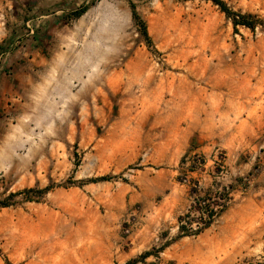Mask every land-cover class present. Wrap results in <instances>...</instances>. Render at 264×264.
<instances>
[{"label":"rangeland","instance_id":"374dc122","mask_svg":"<svg viewBox=\"0 0 264 264\" xmlns=\"http://www.w3.org/2000/svg\"><path fill=\"white\" fill-rule=\"evenodd\" d=\"M224 1L260 22L210 0H0V264H264V132L232 104L264 94V0Z\"/></svg>","mask_w":264,"mask_h":264},{"label":"built area","instance_id":"2783aa9c","mask_svg":"<svg viewBox=\"0 0 264 264\" xmlns=\"http://www.w3.org/2000/svg\"><path fill=\"white\" fill-rule=\"evenodd\" d=\"M185 165L187 172L195 173L201 168H205L206 161L202 154L198 152H192L185 158ZM227 203V196L224 192H218L216 196L202 197L194 202L192 209L188 210L184 219L180 220L177 226V230L180 233L184 231L196 234L203 228L211 223V221L217 217L225 208ZM195 215V220L190 224V217ZM181 228V230H180Z\"/></svg>","mask_w":264,"mask_h":264},{"label":"trees","instance_id":"16d2710c","mask_svg":"<svg viewBox=\"0 0 264 264\" xmlns=\"http://www.w3.org/2000/svg\"><path fill=\"white\" fill-rule=\"evenodd\" d=\"M214 4L218 5L220 10L226 15V17L231 21L233 27L236 29L238 25L247 27L251 30H253L256 26V23L260 22V19L256 15H253L251 13H243L241 11H234L232 10L224 0H210ZM82 12V11H81ZM132 18L137 25V28L139 30V33L141 34L144 42L149 45L151 44V37L148 34L147 26L145 21L139 16V14L135 11L134 6L132 5ZM33 189L26 188L23 191L20 192H12L10 193V197H13L21 192H29ZM40 193L44 192V189H41L39 191ZM0 206H7V203H1ZM208 226V225H207ZM206 226V227H207ZM181 230V228H180ZM129 264V263H125Z\"/></svg>","mask_w":264,"mask_h":264},{"label":"crops","instance_id":"0c3cea01","mask_svg":"<svg viewBox=\"0 0 264 264\" xmlns=\"http://www.w3.org/2000/svg\"><path fill=\"white\" fill-rule=\"evenodd\" d=\"M256 93L253 90L244 91L243 92L244 96L241 97V100H235V101L232 100V101H234L232 104L234 106H236V107L242 108L243 110L244 109H246V111L249 110V112L251 110L255 109L251 113L252 114L251 115L252 116V120H251L252 127L251 128L253 130L258 131L259 134L262 135L263 132H264V114H263L264 113V94H262V93L259 94V96L256 97V99H255L254 94H256ZM232 101H230V102H232ZM222 103L224 104L225 101H223ZM247 113L248 112H245V115H247ZM238 114H239V111H238ZM236 116H237V114H236ZM242 117H243L242 120L245 119L246 122L249 121L247 117H245V118H244V116H242ZM255 120H256V123H255ZM239 144H241V143H239ZM250 192H251V190H249L247 193H250ZM227 219L228 218H225L224 222H226ZM230 222H232V220ZM224 225H225V223H224ZM219 232H221V231H219ZM213 237L215 239V238L218 237V235H214ZM185 238H189V237H184V236L183 237H179L178 240L175 241V243L178 242V241L182 242L183 240H185ZM215 241H218V239L215 240ZM195 247H196V250H194L195 257L196 258L205 257L206 252L204 250V247L199 242L195 244ZM213 253H215V252H213ZM196 263L199 264L198 261Z\"/></svg>","mask_w":264,"mask_h":264}]
</instances>
